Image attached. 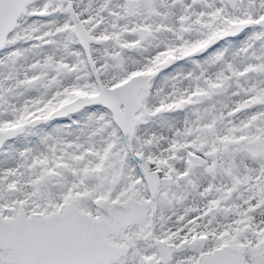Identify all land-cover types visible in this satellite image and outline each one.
I'll return each mask as SVG.
<instances>
[{
  "label": "snow or ice",
  "instance_id": "1",
  "mask_svg": "<svg viewBox=\"0 0 264 264\" xmlns=\"http://www.w3.org/2000/svg\"><path fill=\"white\" fill-rule=\"evenodd\" d=\"M0 264H264V0H0Z\"/></svg>",
  "mask_w": 264,
  "mask_h": 264
}]
</instances>
